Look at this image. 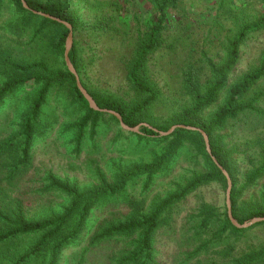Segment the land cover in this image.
<instances>
[{"label": "rangeland", "instance_id": "374dc122", "mask_svg": "<svg viewBox=\"0 0 264 264\" xmlns=\"http://www.w3.org/2000/svg\"><path fill=\"white\" fill-rule=\"evenodd\" d=\"M46 4H61L70 10L78 21L74 32V44L79 54L81 78L91 91L112 96L127 106H133L141 96L133 89L128 73L135 57L140 30L145 32L153 19L154 0H40ZM17 12L10 0H0V56L9 55L16 62L30 64L44 61L53 71H63L64 57L49 48L52 37L37 31L40 20L24 33L12 32L9 25L15 22ZM264 19V0H179L170 10L169 25L163 34L162 48L148 61L144 76L160 93L151 107L147 122L154 126H174L184 109L193 104L184 88V74L190 66L201 70L203 87L212 84V76L205 66L204 53L221 64L225 60L228 44L245 25ZM108 20L111 28L101 30L98 24ZM73 44V45H74ZM264 57V27L254 32L241 47L239 64L230 77L227 91L221 100L207 109L201 119L209 121L224 105L229 89L246 74L257 69ZM11 72L0 65V88ZM32 83L7 99L0 109V143L17 133L22 116L31 107L36 96ZM258 94L264 95V79L252 89L245 99L249 103ZM70 85L58 87L47 100L42 114V127L46 134L37 139L31 153L29 171L12 188L4 178L5 163H0V183L3 192L0 201H23L26 215L41 219L60 215L69 205L65 194L49 190L50 176L64 183L76 185L81 191L91 189L100 182V176L108 181L117 168L127 169L147 164L166 145H151L140 141L135 133L124 131L110 116L104 115L97 133L91 137L87 128L78 149L70 127L80 121L78 104H74ZM248 113L227 123L216 137L233 152L239 193L237 213L262 205L264 175L252 185L245 186V179L264 164V101ZM206 171L201 158L181 151L167 169L147 184V177L130 182L123 194L104 203L89 221L83 233L80 247L70 248L63 256L62 264H116L124 254L133 251L136 239H114L107 245L91 251L89 241L110 225L126 221L131 215L130 201L141 202L144 212L186 186L195 174ZM247 176V177H246ZM227 188L214 183L200 188L185 201L173 207L162 219L154 248L158 264H223L234 256L264 247V225L254 226L243 237L230 235L226 244L211 250L194 260L190 255L200 246V239L193 237L202 219V211L209 208L214 217L224 220ZM209 232H215L211 230ZM214 236L204 234L202 239ZM38 237L21 240L2 250L10 258L32 246ZM232 244L236 251L226 247ZM88 250L90 252H88ZM232 254V255H231ZM83 258V261H82ZM41 264V263H33Z\"/></svg>", "mask_w": 264, "mask_h": 264}, {"label": "trees", "instance_id": "16d2710c", "mask_svg": "<svg viewBox=\"0 0 264 264\" xmlns=\"http://www.w3.org/2000/svg\"><path fill=\"white\" fill-rule=\"evenodd\" d=\"M17 17L15 22L9 25L14 33L22 34L34 24L33 21L40 20L41 26L37 31L40 34H48L51 38L49 48L54 54L64 57L65 47L69 30L62 24L55 21L34 15L23 7L22 0H10ZM179 0H154L153 19L147 24L146 31L140 30L138 36L137 50L131 64L128 80L133 89L141 96V100L133 106H127L120 100L91 91L81 78V68L77 45H73L70 52V59L81 82L91 94L101 109L114 111L121 115L124 123L131 128L141 126L140 133L135 134L140 141L148 145H166L160 154H156L150 163H141L138 166L127 169L117 168L112 179L108 181L100 176V182L91 189L81 191L76 185L61 182L50 176L49 190L52 193L65 194L69 199V205L60 215H51L41 219H31L26 215L23 201L5 202L0 201V249L11 247L23 239L38 237L37 241L26 251L19 254H12L6 257L0 250V264H62L63 256L70 248L80 247L83 233L87 229L92 215L100 210V207L112 200L119 194H123L127 185L139 177H147L149 185L152 179L165 171L172 160L179 152H189L201 158L206 166V171L195 174L189 183L178 187L173 194L156 204L148 213L144 212L141 202L130 201L131 215L129 218L117 225H110L100 233H96L89 241L90 249L93 251L103 245H107L114 239H135L133 251L124 253L116 264H158L156 261V250L154 248L156 236L162 226V219L173 207L185 201L190 195L200 188L207 187L214 183H221L227 188V179L223 172L215 165L211 156L206 150L202 135L198 132H191L178 129L168 137H162L159 132H168L173 126H154L147 122V115L158 100L160 93L144 76L149 59L156 54L164 43L163 34L169 25L170 10ZM28 6L35 11L56 17L78 29L76 16L61 4H46L40 0H26ZM101 30L111 28V23L105 20L98 24ZM264 27V19L252 25H245L231 40L227 47L225 60L221 64L213 61L207 53L203 54L205 66L201 69H208L212 76V84L203 87L201 82V70L190 66L184 74V88L187 95L193 101L190 108L184 109L177 118L175 125H184L202 129L210 138L213 156L218 160L220 166L227 171L233 182L232 208L235 219L244 224L254 218H264V194L262 205L257 208H250L243 211V217L237 213L239 193L236 192L237 179L236 167L233 152L227 148L221 137L216 135L225 128L228 122L237 120L248 113L258 112L256 109L263 101L264 95L258 94L249 103L245 99L247 95L264 79V57L261 65L254 71L246 74L239 82L235 83L225 97L224 105L209 121H203V113L216 105L225 94L229 80L237 68L241 47L248 38L256 31ZM0 65L5 66L11 75L0 88V109L5 101L32 83L36 89L35 100L31 107L22 116L19 129L16 134L0 143V163L4 162V178L12 188L24 177L31 166V153L37 139H43L46 131L42 127L43 109L50 95L58 89L70 85L74 95V104H78L79 113L83 114L80 121L69 129L73 132L77 148L81 147L85 132L88 127L91 129V137L94 138L100 119L107 114L94 111L90 108L88 101L77 87L75 76L68 70L63 61V71H53L44 61L30 64L16 62L9 55L0 56ZM111 119L119 124L116 117ZM147 124L148 126H142ZM120 125V124H119ZM174 125V126H175ZM264 175V164L251 173L245 179V186L252 185L257 179ZM3 192L0 183V193ZM227 208V206H226ZM197 227V232L192 235L200 239V246L190 255L189 259H196L211 250L222 247L226 244L230 235L243 237L248 230H241L233 226L225 213L224 220L214 217L209 208L202 211V219ZM264 223L256 225L262 226ZM255 226V227H256ZM214 230L215 232H209ZM214 236L209 239H202L204 234ZM230 253L236 251L232 244L223 246ZM88 252H90L88 250ZM232 255V254H231ZM83 261V258H82ZM218 264V263H211ZM223 264H264V247L252 252L244 253L238 257L234 256L229 262Z\"/></svg>", "mask_w": 264, "mask_h": 264}, {"label": "water", "instance_id": "95a60500", "mask_svg": "<svg viewBox=\"0 0 264 264\" xmlns=\"http://www.w3.org/2000/svg\"><path fill=\"white\" fill-rule=\"evenodd\" d=\"M22 4H23V7L26 10L32 12L34 15H37V16H40V17L55 21V22H57L59 24H62L69 30V35H68V38H67L66 47H65V54H64L65 63H66V66H67L68 70L75 76L77 87L80 90V92L82 93V95L85 97V99L88 101V103L90 105V108L93 109L94 111L101 112L103 114H107V115H111V116L116 117L118 119V121H119V124H120L121 128L124 131L130 132V133H135V134L140 133L141 126L136 127V128L128 127L124 123L123 118L121 117L120 114H118V113H116L114 111L101 109L98 106V104L96 103V101L93 99L91 94L88 92V90L82 84L80 76H79L78 72L76 71V69L74 68V66L72 64V61L70 59V52H71V50L73 48V44H74L73 27L70 24H68V23H66V22H64V21H62V20H60V19H58L56 17H53V16L48 15V14H44L42 12H38V11L32 10L28 6V3L26 2V0H22ZM142 126H148V125L147 124H143ZM148 127H150V126H148ZM150 128H152V127H150ZM178 129H183V130H187V131H191V132L200 133L202 135L203 139H204V142H205V145H206V150H207L208 154L211 156V158H212L213 162L215 163V165L223 172L224 176L226 177V179H227L226 206H227L228 218L231 221V223L233 224V226H235L236 228L241 229V230H248V229H250V228H252V227H254L256 225L264 223V218H254V219H252V220H250L248 222H245L244 224H240L235 219L234 214H233V208H232V189H233L232 179H231L230 175L227 173V171L224 170V168L222 166H220L218 160L213 156L212 149H211L210 138L202 129L193 128V127L184 126V125H175L168 132H165V133L159 132L156 129H154V131L157 132L162 137H168V136H171L172 134H174V132L176 130H178Z\"/></svg>", "mask_w": 264, "mask_h": 264}]
</instances>
